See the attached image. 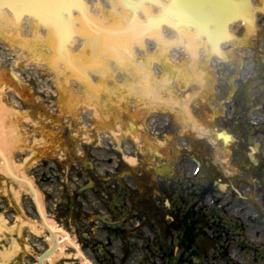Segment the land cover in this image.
Returning a JSON list of instances; mask_svg holds the SVG:
<instances>
[{
    "label": "rangeland",
    "instance_id": "rangeland-1",
    "mask_svg": "<svg viewBox=\"0 0 264 264\" xmlns=\"http://www.w3.org/2000/svg\"><path fill=\"white\" fill-rule=\"evenodd\" d=\"M258 7L261 16L257 33L246 28L235 29L234 41L223 52L225 58L221 62L215 64L213 56L208 55L204 46L199 47L201 51L194 58H200L204 67L193 68L194 64L189 59L187 62H180V66H175L169 63L168 56L164 60L169 63L168 73L166 70V74L160 72L158 79L153 80L164 81L165 84L178 81L183 93L178 95L179 84L177 87L173 85L170 90H166L167 86L155 87L163 98V102L160 101L161 107L148 106L149 102L144 101L146 97L137 96L136 110L128 99L137 93L133 83V90L130 85L129 94L127 93V85L135 78L132 74H127V70L114 67V62L111 61L116 81H108L107 95L86 93V84L70 82L63 67L58 71L41 66L43 61L40 59L48 58L49 50L46 46L34 50L28 41L23 40L26 36L29 37L25 29L0 22V109L3 113L0 117V133L5 132V150L10 164L20 174L32 180L47 218L68 232L94 264H120L125 257V250L129 253L125 264H263L264 255L262 254V259L260 252L264 249V193H261L257 170L245 154L241 153V150L245 151L247 148L242 136H237L242 145L237 149L231 148L227 134H235L236 131L228 126L223 130L215 123V117L225 113V96L230 92V85L234 80L238 78L242 85L243 79L256 74L262 67L258 49L261 44L264 47V0H258ZM6 18L13 22L7 16ZM31 30L33 34L39 33L33 25ZM81 49H86V46ZM91 51L98 54V45L93 48L91 44ZM77 53L75 55L81 54V51ZM134 54L130 59L140 66L151 65V56L158 55L147 48L137 50ZM154 63H160L159 59ZM101 71L104 70H100L99 74L91 73L99 85L101 78L106 79ZM120 72L129 77L118 78ZM187 72L189 74L186 75L190 78L183 80L186 77L182 74ZM139 74L141 78L136 75V85L142 90L139 81L143 77ZM218 91L222 94H218ZM226 92L228 93L225 94ZM65 95L69 97L71 105L66 110L61 101ZM172 102L179 103L180 108L191 109L193 106L197 110L196 116H191L189 111V117L184 119L186 122L178 113L170 116L171 123L150 142L154 146L153 150L162 148L157 151L165 153L167 160L164 154L160 161L157 160L158 164L148 163L147 159L153 156L149 155V151L145 153V144L141 142L138 143L136 155H129L142 156V166L153 171L157 165L168 164L170 152L176 147H173L174 142H181L185 136L189 144V156L193 158L195 153H199L204 162L199 177L193 179L200 189L215 180L229 184L233 189L238 188V193L229 190L232 192L231 198L227 197V192L215 189L216 197L228 200V203L212 205L205 210V213L217 219L211 231V235L216 237L217 248L209 256L198 254L187 259L190 255L186 258V252L182 254L183 249L180 250L182 257L171 255L174 244L170 245L167 241V229L162 224L159 235L161 238L155 237V234L154 238L148 240L152 235L147 233L145 213L136 215L135 209L117 194L110 193L105 200L110 209L114 207L115 210L116 203L122 206L121 211H116L117 214L114 215L117 226L108 230L99 221L104 214L96 199L100 187L97 168L102 163L98 160V153L104 151L97 143L100 133L104 132L113 142L122 145V140L119 141L116 135L121 133L122 136L134 137V133L130 134L129 123H136L142 133H147L146 125L151 115L164 108L168 109L165 112H171ZM219 134L226 135V141L219 139ZM148 135L150 134L147 133ZM167 144L169 147H165ZM120 149L122 150L121 146ZM129 155L126 154L128 157ZM126 160L130 159L126 157ZM121 169H127L124 161ZM135 171L137 179H141L138 177L139 169L136 168ZM213 172L214 175L211 174ZM139 182L143 184L142 180ZM131 191L134 193L132 201L135 200L138 206L139 192ZM19 218L25 223L21 234L5 230L3 234L0 233V263H5L2 254L12 250L17 243L19 247L8 260L9 264H38L39 255L50 248L49 234L40 226L29 191L2 172L0 162V219H4L9 228L17 230L21 226ZM34 226L38 227V233L33 232ZM226 229H229L228 233ZM126 236L127 239L124 238ZM228 236L234 238L230 239ZM226 237L228 238L224 239ZM60 250L45 264H82L69 245L62 248V252ZM222 251L226 252L227 258L220 255Z\"/></svg>",
    "mask_w": 264,
    "mask_h": 264
},
{
    "label": "flooded vegetation",
    "instance_id": "flooded-vegetation-1",
    "mask_svg": "<svg viewBox=\"0 0 264 264\" xmlns=\"http://www.w3.org/2000/svg\"><path fill=\"white\" fill-rule=\"evenodd\" d=\"M262 47L261 44L258 49L262 67L258 69L260 76L257 84L252 88L251 98L249 99L243 88L239 91V81L237 80L236 92H231V96H228L230 93H225H228L225 97H229L225 102V113L223 116L217 117L215 123L222 129L228 126L236 131L235 134L229 133L231 135V148L237 149L240 144L242 145L241 139L237 138V136H242L247 148L245 151L241 150V153H244L248 161L255 166L257 179L261 184V193H264V47ZM164 130L163 127L161 131ZM165 147H169V145L167 144ZM173 147L175 148L171 150L169 158L170 165L174 167V172L171 175H160L156 171H148L142 166V157H138V163L136 164V168H144L142 173L138 174V177L141 178L139 180L135 177L136 171L133 170L135 166L131 164H128V170L121 169V162L117 158L102 164L103 176L101 179L103 188L101 194H105V191L118 193L122 185L125 197L130 200L132 196L131 189L137 190L139 192L137 194L139 204L137 206L134 200L130 203L131 207L136 209L137 212H145L148 223L147 232L151 235L157 234V227L162 231L161 225L156 226L154 223L166 224L169 243L176 244L177 255H180L182 249V254L187 251L190 255H198L200 248L208 241L212 242L213 248L211 251L215 252L217 248L216 237L211 235V231H213L217 219L210 214L207 215L205 210L211 208L212 205L228 203V200H221L216 197L215 189H220L221 182L215 180L200 189L196 185L197 183L195 184L193 181L194 178L199 177L200 168L204 166L200 154L195 153L197 157H190L187 154L189 152L187 145L184 146L181 142H174ZM253 148L256 149V164L252 163L250 159V152ZM177 149L179 150L178 153L175 152ZM167 158L168 156L166 160ZM155 160L157 162L156 158ZM163 167L165 166H161L160 169ZM106 172L112 174H106ZM122 173L129 174H126L124 180H117V175ZM211 174L214 175V172ZM112 180L118 185L114 183L111 185L112 189H109L106 183ZM140 180L143 181L142 185L139 182ZM229 190L238 193V188L233 189L227 184L224 191L228 193L227 197L229 198L232 196V192ZM127 191L130 193L127 194ZM101 206L113 219V215L107 209L106 204H101ZM228 237L230 239L234 238ZM240 239L243 240V237H240ZM226 242L228 241L226 240ZM182 254L180 257H182ZM262 254L264 255V249L261 256Z\"/></svg>",
    "mask_w": 264,
    "mask_h": 264
},
{
    "label": "water",
    "instance_id": "water-1",
    "mask_svg": "<svg viewBox=\"0 0 264 264\" xmlns=\"http://www.w3.org/2000/svg\"><path fill=\"white\" fill-rule=\"evenodd\" d=\"M41 2V8H40V12L43 13L44 16L46 17H50V16H54L55 18H58V15L60 14V11H70V7H69V3L68 1H64L60 3V6L57 5L55 3L54 0H0V8L1 7H6V9H2V12L6 13V10H14L13 11V16L16 10H18V6L22 5L24 6L26 9V13L29 15H33L35 14V11H37V9L34 6V3L36 2ZM244 0H241L240 3H231V0H171L170 3V7L173 13H176L179 17H180V21H182L184 23V26L189 28H194V29H198L200 35H203L204 37H206L209 41H213L214 37H212V35L208 34V27L210 24H212L215 28V32L216 34H218V36L222 35V34H226V30H227V26L228 24L232 23V21H236L239 18H241L242 15V10L244 9L242 6ZM124 4V3H123ZM126 4V3H125ZM22 6L20 7V9L22 10ZM50 7H52V9H50ZM57 7V8H56ZM207 7L210 9V11L207 10ZM56 8V9H55ZM251 9L254 10L253 5L251 4ZM53 10V11H50ZM24 11V10H23ZM249 12V10H247ZM261 12V11H260ZM247 13V12H246ZM111 20L110 22H112L109 27H114L116 25H118L119 27H123L125 29V33L126 36H118L116 34H111L110 36H106L107 34H105L103 32V37H109V39H106L107 41H105V46H106V50L105 52H108V50H116V48H114L115 46L117 48H121L126 50V45L132 41L135 40H141L140 39V34L143 32V28L145 26H143V24H141L139 22L138 17H136L135 15L131 17V20H122V18L119 21H116L114 16L112 15H108ZM86 22H82L84 27H82L80 31L84 36L89 37V27L93 26L91 25V22L89 20H87L86 18L84 19ZM134 20V21H133ZM101 21V20H100ZM1 23H4L6 25L12 26L14 28L17 29H21L22 27L18 26L15 27L13 22H10L6 17H4L3 20H0ZM102 22V21H101ZM103 24H105L104 22H102ZM125 24V26H123ZM49 25H51V27L53 26V24L50 22ZM38 27H41V25H37ZM55 26V24H54ZM47 27H49L47 25ZM50 29V28H49ZM80 29V28H79ZM103 30V29H102ZM155 31L154 27H151V29L149 28V30L146 31ZM51 33L55 36V38H57V35L55 33V31L53 29H50ZM152 31V32H153ZM258 31V30H257ZM256 32H252V33H257ZM106 32V31H105ZM131 33V35H127ZM65 41H69L66 40V38L69 36L67 33L66 35L63 34ZM120 38L121 40H116V44L114 45V43L111 40H114L115 38ZM224 37V36H223ZM90 38V37H89ZM191 38V39H189ZM216 38V37H215ZM221 38V37H220ZM217 39V38H216ZM194 36L192 37H188L186 36V38H184V42L185 44H187V46L193 47V43L194 41ZM122 42L123 46L120 44ZM128 42V43H127ZM110 43V44H109ZM139 44V43H138ZM118 45V46H117ZM199 50V46L201 47L200 44H196ZM103 45H98V54L94 53L91 51V45L87 46L86 48H89V57L88 59H84V57H82L81 60H86L88 62H92L91 65L92 67L88 68V71L91 73H95V74H99L100 70H104L106 79L101 78V85L97 84L95 82L94 79V86L97 87L93 89V86L90 85L88 86V84L84 83V81L80 78H75L72 76L71 73L67 72V76L69 81H74L77 83H83L86 84V93H93V94H101V95H107V87H108V81H116L115 78V74L113 71V67L111 64V61L114 62L115 58L113 57L112 53H103L101 56V53L103 52L101 49H103L102 47ZM139 46V45H138ZM141 48H144L145 46H139ZM133 49V48H132ZM145 49V48H144ZM81 54H83V52L81 51ZM134 54V52H133ZM193 55V52L191 50L190 52V56ZM223 58L224 57V53L222 52ZM83 56H86L83 54ZM121 64H125L126 61L124 59V57L117 55L116 57ZM193 58H191L192 60ZM96 64H100V65H96ZM102 64V65H101ZM139 67V66H137ZM58 68V67H57ZM54 68V69H57ZM60 70V68H58ZM71 75V76H70ZM137 78H141L140 74L137 73ZM103 80H106L105 82H103ZM92 86V87H91ZM0 158L2 159V161L5 164V168L6 171L8 173V175L14 179L15 181L22 183L23 185H25L30 192L33 195V200H34V204L36 206L38 215L40 217V220L44 223V225L46 226V229L49 231L50 235H51V240H52V247L49 251H47L46 253L42 254L39 258V264H43L44 260H46L49 256H51L54 251L57 248V242L55 239V234L57 233L56 230L52 229L46 222V218L43 214L42 208L40 206L39 203V199H38V194L34 188V186L32 185L31 182H29L26 179L20 178L18 176H16L9 168V164H8V160L6 159V157L4 156V154L2 153V151H0ZM64 234H66L65 232H62ZM70 244L72 245V247H74V249L77 251V253H79V255L82 257V259H85V256L81 253V251L75 246L72 242H70ZM88 264H93L92 262L86 260Z\"/></svg>",
    "mask_w": 264,
    "mask_h": 264
},
{
    "label": "bare ground",
    "instance_id": "bare-ground-1",
    "mask_svg": "<svg viewBox=\"0 0 264 264\" xmlns=\"http://www.w3.org/2000/svg\"><path fill=\"white\" fill-rule=\"evenodd\" d=\"M113 1V0H112ZM114 3V2H113ZM114 4H112L111 5V7H112V11L111 12H108V13H106L105 14V17H103V18H101L100 20L102 21V22H104L105 24H106V19L110 22V20H111V18L108 16V15H112V16H119V15H116V14H114L113 12H116V9H114ZM122 8V7H121ZM118 12H120V11H118ZM117 12V13H118ZM6 13L8 14V18H10V19H13V12L11 11V10H6ZM122 20H125V19H122ZM108 22V23H109ZM28 25L30 26L31 25V23L29 22L28 23ZM35 25L37 26V24L35 23ZM39 29H41V27H38ZM47 37V36H46ZM48 38V37H47ZM38 38L36 37V38H33V39H30V40H26V41H28V43H30L31 44V46L35 49V48H38V44H41V42L43 43L44 41H46L47 39L46 38H43L42 40H37ZM25 41V40H24ZM164 50H166V47H164L163 48V50L162 49H159V51L161 52V51H164ZM143 69L145 70V67H143ZM143 69H141V72L143 71ZM2 115H3V113H2V111H1V109H0V117H2ZM1 123V122H0ZM1 127V126H0ZM2 131V130H1ZM6 140H5V132L4 131H2L1 133H0V151H2V153L4 154V156L7 158V160H8V164H9V168L12 170V172L16 175V176H18V177H21V178H23V179H26V180H28V181H30L31 183H33L32 182V180L30 179V178H27V177H25L24 175H22V174H20L18 171H17V169H16V167H13L12 166V164H10V160H9V157H8V155H7V153H6ZM1 162V170H2V172H4L6 175H8V173H7V171H6V168H5V164H4V162L1 160L0 161ZM39 200H40V206L42 207L43 206V204H42V201H41V199H40V195H39ZM43 208V207H42ZM43 214H44V212H43ZM44 216H46V215H44ZM18 221L20 222V224H21V226L17 229V230H15V228H9L8 227V225H7V223L5 222V220L4 219H0V233H2L3 234V232H4V230L6 231V232H8V233H11V232H17L18 234H21V229L23 228V226L25 225V223H24V220L23 219H21V218H19L18 219ZM46 222H47V224L52 228V229H54V230H56L57 231V237H58V249L59 248H61V252L63 251L62 250V248H64L65 246H67V245H69V246H72L71 244H70V242H72L73 244H74V246H75V248L76 247H79L76 243H75V241L74 240H72L71 239V237L68 235V234H64V233H62L64 230L63 229H61V228H59V227H57L51 220H49L47 217H46ZM40 226H41V228L42 229H44V230H46V226L44 225V223L41 221L40 222ZM33 232H35V233H38L39 232V230H38V227H36V226H34L33 227ZM49 240H50V237H49ZM18 247H19V245L17 244V243H15L14 245H13V249L12 250H8V251H6V252H4L3 254H2V257L4 258V260H5V263L4 264H9V262H8V260H10L11 258H12V256L17 252V249H18ZM54 255H55V253L49 258V260L52 258V257H54ZM75 256H76V258H78L80 261H81V263L82 264H88L87 263V261L85 260V259H82V257L79 255V253H75ZM0 264H2V263H0Z\"/></svg>",
    "mask_w": 264,
    "mask_h": 264
}]
</instances>
